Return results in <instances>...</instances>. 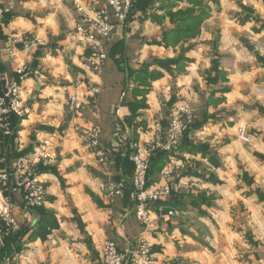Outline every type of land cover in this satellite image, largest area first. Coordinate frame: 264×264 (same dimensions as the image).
Returning a JSON list of instances; mask_svg holds the SVG:
<instances>
[{"label":"crops","instance_id":"obj_1","mask_svg":"<svg viewBox=\"0 0 264 264\" xmlns=\"http://www.w3.org/2000/svg\"><path fill=\"white\" fill-rule=\"evenodd\" d=\"M78 17L72 0H15L0 30V75L16 77L20 64L32 71L21 82L24 114L9 140L10 165L40 148L54 152L51 164L36 170L46 188L41 208L24 209L21 191L11 192L18 228L0 233V264L6 257L15 264H102L105 240L127 251L143 239L153 264H264V0L134 5L106 42L100 72L87 77L99 87L94 97L76 85L86 78L79 57L88 52L73 35ZM27 34L40 42L30 53L16 42ZM11 46L13 55L6 54ZM75 93L82 108L73 111L67 99ZM176 101L203 123L192 144L149 172V185H163L161 170L172 160L171 194L150 204L154 223L146 228L136 215L132 171L113 152L102 167L78 128L97 127L110 145L114 122L123 118L143 145L153 138L152 121L166 124ZM242 124L254 135L248 144L236 137ZM121 180L124 193L109 197L106 184ZM160 204L183 215L157 219Z\"/></svg>","mask_w":264,"mask_h":264},{"label":"built area","instance_id":"obj_2","mask_svg":"<svg viewBox=\"0 0 264 264\" xmlns=\"http://www.w3.org/2000/svg\"><path fill=\"white\" fill-rule=\"evenodd\" d=\"M15 0H0V18L4 13L10 14ZM78 2L76 10L79 14L80 20L78 26L75 27L73 35L76 38H80L83 42V46L87 49L88 55H83L81 57L82 63L88 69L94 70L95 72H100L104 61L106 59L105 45L106 42L110 40L114 31L118 27H122L126 24V18L130 13L131 9L134 7L135 0H91L93 4H90L89 10H86L82 5H80L81 0H73ZM80 1V2H79ZM103 1V5L97 6V3ZM146 1V0H138ZM3 13V14H2ZM19 42L23 43L24 46H31L33 42L35 43V38L30 35H22L19 37ZM18 38L16 39V42ZM19 72V70H18ZM7 86V83H6ZM17 87L13 82L8 83V89L4 97L0 100V120L5 118L8 113V106H5V98L15 94ZM94 97L99 92V87L90 88ZM71 106L73 108H82L80 101L71 100ZM195 115L194 111L186 104H180L171 110L168 119L170 120L169 127L166 130L160 128V125L155 121L156 130L158 137H161V141L156 142L151 145L148 152L166 151L170 146L175 144L181 139L182 132L191 126ZM92 129L85 131L82 139L90 144L91 149H96L99 147L100 135H98L99 130L97 127L93 126ZM121 130L118 124L114 125L112 139L114 140L113 145L115 149L117 147L118 131ZM130 156V155H129ZM44 158L49 162L51 156L48 154L44 155ZM130 159L134 161L136 171L134 172L133 181L136 188V198L138 205L136 207V215L141 221V223H146L149 217V211L147 203H154L156 201H161L168 197V189H162L160 192L149 193L144 190L146 185V175L147 171H144L147 167L146 163L143 164L142 161L137 156H130ZM28 160H22L24 171L21 173V180L12 183L18 188L22 194V206L24 209L40 207L44 204L46 190L44 185L39 181L37 173L29 167ZM25 173L24 176L22 174ZM18 180V178H15ZM17 190V189H14ZM121 184L117 182L110 181L106 184V192L108 195H116L121 192ZM135 195V194H134ZM166 201V200H165ZM164 201V202H165ZM165 206L159 205V211ZM4 209L2 213L9 224V230L14 231L18 228V222L15 219L11 208L8 206ZM1 213V214H2ZM169 215H174L177 210L170 208L167 212ZM115 243L111 240H105L102 247V256L106 264H122L124 255L118 252ZM132 261L134 264H152L151 260L148 259V249L142 247L136 253H133Z\"/></svg>","mask_w":264,"mask_h":264},{"label":"rangeland","instance_id":"obj_3","mask_svg":"<svg viewBox=\"0 0 264 264\" xmlns=\"http://www.w3.org/2000/svg\"><path fill=\"white\" fill-rule=\"evenodd\" d=\"M83 1L82 0H81V2L79 1L80 5H82L86 10H89L90 4L85 5V2H83ZM73 3H74V7L76 9L78 2L73 1ZM132 9L126 18V21H125L126 23H127L129 15L132 13ZM79 20H80V17H78V21L76 23V26H78ZM7 22H8V13H4L0 18V30L6 26ZM34 38L36 39L35 43L33 42V44L31 46H24V44L22 43V45H23L22 48H23V50L28 51L27 53L32 52L34 50V48L40 44L39 40L36 37H34ZM19 39L20 38H18V40H17L18 43H20ZM76 39L78 41V44L83 46V42L80 41V38H76ZM14 51H15L14 46L7 47L4 50V52L6 54H10V55H13ZM83 55H85V56L88 55V52L81 53L80 57H79V61L81 63L80 67H81L82 71L84 72V74L86 75V78H84L80 81H76V85L78 87L81 84H83L84 88L86 89V92L89 94H92L90 88L91 87H98V86L89 83L88 78L90 77V75L97 74L98 72H95L94 70L88 69L84 66V64L82 63V60H81V57ZM18 70H19V72H18ZM15 73L17 74V76L14 78H11L9 80L7 77L0 75V100L6 94L9 82H13L15 84V86L17 87L15 94L8 96V98H5V106L6 105L8 106V113L5 116V118L0 120V233L2 235H5V236H8V234L16 232V230H17V229L14 231L9 230L10 226H9L6 218L4 217V214L2 213V211L4 209H7L6 212L8 213V206L11 208V211L14 208V205L11 201V192L14 189H17L20 191V189L14 188V186H16V185H14L12 183V181L18 182L21 180V173H22V171H24V167L22 168V166H23V163H25V162H22V160L23 161H25V159L28 160L27 163H28L29 167H31L32 170L36 171L38 165H43V166L50 165L51 159L54 157V152L46 150V149H51L52 147H44L42 149L40 148L35 153H34V150H35V148H34L33 152H32L35 154L34 158L29 159L26 156L18 155L16 158H14L15 160H13V162L10 165L9 159L13 154L11 153V151L10 152L8 151L10 149L9 148V140L11 139V137H10L11 130L9 128V124H10L12 115H16V116L20 117V116H23V114H24V111H23L24 109L21 106V96H20V94H21V82L27 76V74H29V75L32 74V71H31V68H29V66L27 67L25 64H20V66L18 68H16ZM6 83H7V86H6ZM77 95L78 94L75 93L74 95L70 96L67 99V104H68L69 108H71L73 111L81 109V108H73L71 106V100L72 101H75V100L80 101L77 98ZM181 103L186 104L185 101L171 102V105H170V108H169V111L167 114L166 124H162L161 119H154L152 121L153 138L150 141L145 142L143 145H140L137 141L133 140V138L131 137V135H132V123H129L128 120H125L123 118H118L119 119L118 125L121 128V130L118 131L119 132L117 134L118 137L115 138V140L117 142L116 149H115V146L113 145V143H114L113 139H112V143L110 145H103V143L101 142V139H100L99 147L96 149H91L90 144H88L86 141H84L82 139V136L85 134V131L92 129L91 127H93V126L83 128V129L81 127H79L78 128L79 129L78 139L89 150V153H92V154H94V156L97 157L98 162L102 165V167L107 166V162H109V160L107 158V154L110 152H113V153H115V155H117V158L120 160V164L123 165L124 167H126L128 171H132V176H133L134 172L136 171L135 163H134V161H132L130 159V156L133 155V156H137L142 161L143 164L146 163L147 167L145 168L144 171H147V175H148L149 162H150L152 156L154 155V153H156L158 151V150H155L153 152H148V150H149L151 145H154L156 142L161 141V139H162L161 137L157 136L158 133H157L156 126H155V121H157L159 123L161 129L166 130L169 127V123H170V120L168 119L169 113L171 112L172 109L174 110L175 107L179 106ZM81 104H82V102H81ZM98 135H100V132L98 133ZM182 136H183V132H182L181 138H182ZM253 136H254L253 134L249 133L246 125L242 124L238 127L236 137L241 142L248 144L251 142ZM180 142H181V139L178 142H176L175 144H173L172 146H170L168 150H166V151L162 150V152L167 153V155H170V154L176 152V150H177L176 147L179 145ZM18 152H20V151H18ZM32 153L29 154L30 157L34 156V154H32ZM45 154H48L51 156L49 162L46 160V158H44ZM210 169H211V167H210ZM172 170H173L172 160L168 159L167 163L163 166V168L161 170V177H162V179L165 180V183L163 185H149V183L147 182L148 176L146 175V178H145L146 185L144 187V190L149 192V193H156V192H160L162 189H168L169 194L167 196H169L171 194V190L167 184V180L170 179V177L172 175L171 174ZM24 175H25V173L22 174V176H24ZM37 177H38V175H37ZM15 178H18V180H15ZM39 181H40V179H39ZM117 183L121 184L122 190L119 193V194H121L123 189L124 190L126 189V184L122 180L118 181ZM131 185H132V195L134 197L133 200H134L135 208H136L138 205V201L136 198V191H135L136 186H135V183L133 181V177H132ZM114 196L115 195H109V197H114ZM211 199H213V198L211 197ZM211 199L208 201H205V204L212 205L213 203H212ZM165 200L167 201V197L165 199H162L161 201H156L154 203H162V202L165 203L164 202ZM150 204L151 203H147V207H148V211H149L148 221L146 223L142 222V224L146 228H151L153 226V223H154V221H152V219L150 217V214H151L150 209H149V207L151 206ZM160 205L164 206V204H160ZM21 207H23L22 204H21ZM37 208L38 207H33L31 209H37ZM164 208H162V211H159V213H157V217H156L157 219H159V218L164 219L165 216L173 217L176 219V218H179L183 215V211L180 209H177V208H176V210H177L176 214L169 215L167 213L168 211H166V213L164 212ZM28 209H30V208H28ZM169 209L170 208H168L167 210H169ZM200 212H206V210L200 209ZM104 242L101 245L100 254H99V260L102 264H106L104 262V258L102 256V247H103ZM142 247H145L148 249V259L151 260V263L153 264V262H152L153 253L151 251L152 247L144 239L141 240L137 246H135V247H133L127 251H120L117 248L119 250L118 252L124 255L122 264H134L132 261L133 253H136ZM2 264H15V263L12 261V259H8V257H6ZM137 264H139V263H137Z\"/></svg>","mask_w":264,"mask_h":264},{"label":"trees","instance_id":"obj_4","mask_svg":"<svg viewBox=\"0 0 264 264\" xmlns=\"http://www.w3.org/2000/svg\"><path fill=\"white\" fill-rule=\"evenodd\" d=\"M149 1L150 0H146V1L141 2V1L135 0L134 5H136V7H137L138 4H140V3H142V4L143 3H147ZM188 1L192 2V0H188ZM190 12H191V9H190ZM181 20H182V22H184L185 20H187V17H181ZM180 26H183V24L180 23ZM194 115H195V117L193 119V122H191V126L183 131V136L181 138V142L176 147V149H178L180 146H182L184 144H192L191 140H194V134L193 133H194L195 129L198 128V127H200V124L203 123V121H201V122L199 121L200 120V116H199L198 113H196L194 111ZM20 119H21L20 117H18L16 115H12V118H11V121H10V124L11 125L9 124V128L11 130L10 137L15 136V133H16V130H17V126H18V123H19ZM116 124H118V120L114 122V125H116ZM166 155H167V153H164L162 151H157L156 153H154V155L152 156V158H151V160L149 162V169H148V175H147L148 177H149V172L150 171H155V170H158L160 168L159 167L160 166V163L164 159V156H166ZM116 158H117V155H116ZM161 167H162V164H161ZM131 181H132V178H131ZM124 191L125 190L123 189L122 192L124 193ZM41 207L42 206L38 207L37 209H39Z\"/></svg>","mask_w":264,"mask_h":264}]
</instances>
